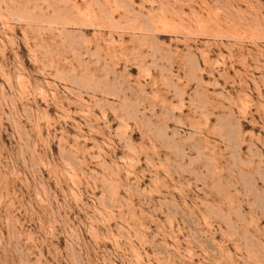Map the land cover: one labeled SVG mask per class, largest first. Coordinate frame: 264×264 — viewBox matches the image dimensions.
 <instances>
[{
	"label": "rangeland",
	"instance_id": "1",
	"mask_svg": "<svg viewBox=\"0 0 264 264\" xmlns=\"http://www.w3.org/2000/svg\"><path fill=\"white\" fill-rule=\"evenodd\" d=\"M0 264H264V0H0Z\"/></svg>",
	"mask_w": 264,
	"mask_h": 264
}]
</instances>
